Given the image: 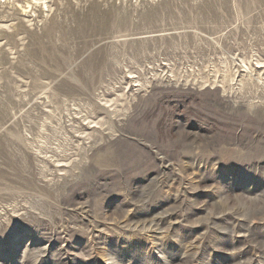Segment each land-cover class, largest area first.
<instances>
[{"label":"rangeland","instance_id":"rangeland-1","mask_svg":"<svg viewBox=\"0 0 264 264\" xmlns=\"http://www.w3.org/2000/svg\"><path fill=\"white\" fill-rule=\"evenodd\" d=\"M29 1L0 0V264H264V0Z\"/></svg>","mask_w":264,"mask_h":264},{"label":"bare ground","instance_id":"bare-ground-1","mask_svg":"<svg viewBox=\"0 0 264 264\" xmlns=\"http://www.w3.org/2000/svg\"><path fill=\"white\" fill-rule=\"evenodd\" d=\"M38 0H30L29 3L30 4H37ZM29 6V5H28Z\"/></svg>","mask_w":264,"mask_h":264}]
</instances>
